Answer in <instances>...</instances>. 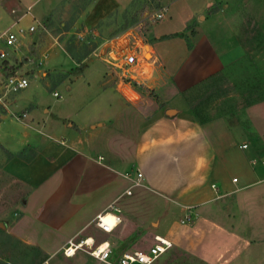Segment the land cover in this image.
Listing matches in <instances>:
<instances>
[{
	"label": "rangeland",
	"instance_id": "1",
	"mask_svg": "<svg viewBox=\"0 0 264 264\" xmlns=\"http://www.w3.org/2000/svg\"><path fill=\"white\" fill-rule=\"evenodd\" d=\"M6 1L13 20L22 14L23 6L30 4L25 16L16 20L13 31L17 27L26 29L30 25L35 28L19 38L18 47L14 49L18 57L14 55L13 47L0 42V49L14 60L11 66L1 70L0 79L4 75L17 73L27 76L29 81L26 88L15 93H4L0 87V94H4L0 100V118L8 110L10 120L16 119L14 114L22 111L12 108L21 107L30 100L35 101L34 93L41 98L40 112L44 114V108L50 109L60 114L63 121L72 118L81 123L80 119L85 117L92 119V122H100L105 114H110L100 104L104 94L108 97L119 96L126 104L121 108L132 110V107H127L132 105L137 111L141 109V112L151 114L157 103L145 93L133 88L137 96L124 87L132 86L131 81L95 55L100 52L101 44L113 34L125 30L142 36L148 42L160 40L159 34L181 30V14L199 6L203 8L207 5L200 12L203 15L220 10V17L224 20L230 16L234 32L244 47L243 56L195 86L185 94V98L195 119L203 123L214 121L217 127L232 134L231 137L225 134V140H229L227 153L220 145L223 143H218L219 157L223 161L227 157V170L219 171V167L216 168L219 171L217 177L224 175L219 179L220 184L223 183L221 190L247 182L251 184L235 193L217 194L216 197H213L216 193L207 187L203 194L186 200L189 206H185L189 209L180 206L182 200H170L144 185L133 186L130 195H123L117 201L122 221L115 234L119 245L125 246L123 249H145L151 244L154 234L168 237L172 242L171 247L153 264H264V259L261 263L256 260L257 257L264 258V172L259 168L264 165V0H22V7L17 0ZM39 9L42 14H39ZM225 11L228 17L223 15ZM158 12H163L162 18L156 17ZM38 15L37 23L32 16ZM46 16L49 18L43 24ZM125 22L130 24L122 29ZM192 24L195 25L193 19L187 22L189 28L184 29V38L192 35ZM5 25L2 23L0 27ZM65 25H69L66 31L63 30ZM205 25L204 28L209 29ZM153 33L158 36L157 39L151 38ZM188 41L190 43V38ZM188 41L185 40V45H188ZM173 42L177 44L179 39ZM164 44L156 45L160 57L164 55L163 59L169 62L178 59ZM176 50L177 53L182 51L180 47ZM158 63L156 60L155 69L152 66L150 69L144 62L142 69H154L156 76V69L160 68ZM37 67L45 74L41 75L39 71L34 76L33 71ZM53 91H57L58 96H53ZM190 106L195 110H191ZM1 110H4V114ZM121 116L119 149L120 155L129 158L125 166L116 168L108 185L95 186L93 191L86 188L94 185L78 186V194H72L71 198L79 203L86 200L90 208L110 201L108 187L120 193L130 186L131 180L124 176L125 173L135 175L136 166L128 150V140L136 137L140 123L127 113L121 112ZM16 124L13 122L14 127H11L20 133L23 126L16 128ZM115 139L116 136L112 140ZM243 140L249 146L241 150L238 144ZM116 141L119 142V138ZM24 151L26 155L31 152ZM5 157L6 153L0 147V161ZM246 158L250 159L252 165ZM252 159L257 162L252 163ZM167 166L169 168L170 164ZM174 166L171 163V168ZM172 172L175 176L171 175ZM166 174L175 181L177 168L168 169ZM233 176H236L237 182H230ZM185 213L189 214L187 219H184ZM77 216V220L81 219L80 213ZM92 231L99 237L102 235L91 223L81 236L92 234ZM249 237L254 239L246 245ZM258 241L262 245L255 246ZM249 255H253L251 259ZM62 258L61 253L57 254L51 259V264ZM71 259L78 264H105L82 250H78Z\"/></svg>",
	"mask_w": 264,
	"mask_h": 264
},
{
	"label": "crops",
	"instance_id": "2",
	"mask_svg": "<svg viewBox=\"0 0 264 264\" xmlns=\"http://www.w3.org/2000/svg\"><path fill=\"white\" fill-rule=\"evenodd\" d=\"M17 1L21 6L22 0ZM6 2L2 0L0 3V24L6 23L0 27V34L6 29L13 30L16 20L23 18L26 9L30 8V4L23 6L24 11L21 6L22 14L13 20ZM206 7L199 6L184 12L181 14V30L167 31L158 36L172 33L181 35L154 42L146 41L152 51L151 56L159 61L160 68L156 69V76L155 65L154 69L146 73L135 69L133 75L138 79L137 84L142 83L154 90L161 99L162 105L155 101L157 106L151 114L141 112V109L137 111L132 105H127L132 110L121 108V105L126 104L119 96L108 97L106 94L100 104L110 114H105L99 123L85 117L80 119L81 123L72 118L63 121L60 114L47 108L43 109V114L39 110L41 98L35 93V101L30 100L21 107L12 108L25 113L18 121L8 119L11 113L7 110L4 114L3 110L4 115L0 118V147L6 157L0 161V264H51V259L59 253L64 258L52 264H78L71 259L76 253L64 256L62 247L69 238L81 236L82 231L91 225L94 216L114 199L126 195L124 191L129 187L126 186L120 193L108 187L110 201L94 208H90L86 200L79 203L77 199L71 198L72 194H78V186L94 185L90 189L86 188L93 191L95 186L108 185L116 168L125 166L129 158L120 155L119 149L123 122L121 112L136 117L140 123L136 137L128 140V150L136 166L135 172L140 171L142 174L141 185L145 188L163 194L170 200H182L180 206H189L186 200L196 194H203L207 187L216 193L213 196L216 197L217 194L235 193L251 184L247 182L221 190L223 183L220 184L219 179L224 175L219 173L220 177L222 175L219 178L217 172L227 170V157L226 161L219 157L218 143H223L220 145L224 146L227 153L229 140H225V134L230 137L232 134L217 127L214 121L203 123L195 119L186 103L187 92L220 73L244 54L243 44L234 32L227 11L223 15L229 17L224 20L220 17V10L211 11L209 15L201 14ZM39 14H42L41 9ZM32 19L38 22L39 15L32 16ZM191 19L195 20V25L194 32L188 37V46L185 45L184 29ZM205 24L209 29L204 28ZM158 36L153 33L151 38L157 39ZM178 39L177 44L173 42ZM161 43H165L168 51H172V55L176 54L178 59L169 62L163 59L164 55L160 57L156 45ZM17 47H13L16 57L18 54L14 49ZM177 47L181 48L180 53H177ZM12 61L7 53V58L0 61V76L1 70L11 66ZM39 71V67L35 68L33 75ZM40 73L45 74L43 70ZM124 87L138 96L132 86ZM13 122H17L16 128L23 126L20 133L11 127H14ZM115 136L119 142L112 140ZM243 142L247 143V149L248 142ZM24 150L31 152L26 155ZM171 163L177 168L175 181L166 174L168 169L174 168H171ZM218 167L219 171L216 170ZM259 168L264 172L263 164ZM171 175L175 176L173 172ZM232 178L230 182H234ZM213 183L216 189L211 187ZM79 213L81 219L77 220ZM115 230L112 234L120 250L125 246L119 245ZM90 235L97 237L95 231L82 236ZM253 239L247 238L245 244L249 245ZM258 245H262L260 241L255 244ZM252 256L249 255V258ZM257 258L258 263L264 259L262 256Z\"/></svg>",
	"mask_w": 264,
	"mask_h": 264
},
{
	"label": "built area",
	"instance_id": "3",
	"mask_svg": "<svg viewBox=\"0 0 264 264\" xmlns=\"http://www.w3.org/2000/svg\"><path fill=\"white\" fill-rule=\"evenodd\" d=\"M162 14L163 12H158L156 13V17L162 18ZM34 29V25H30L26 29L17 27L16 31L6 29L0 34V39L8 47H17L19 38ZM101 45L102 48L100 52L95 55L100 57L103 62L109 64L112 68L119 71L120 74L128 78L129 81L139 83L136 76L133 75V71L137 69L141 73L147 72V70L145 71L142 69L144 62L148 64L150 69L154 67L156 59L151 56L152 51L149 50L144 38L129 30H125L106 39ZM6 58L7 52L0 49V61ZM28 83L27 76L17 73L4 75L0 79V87L4 89V93L18 92L26 88ZM52 94L53 96H58L57 91H53ZM3 95L4 94H0V100H2ZM23 116H25V113L14 114L17 120L21 119ZM239 147L245 149L247 143L243 142ZM256 162V159H252V163ZM124 176L131 180L130 186L124 191L126 195H130L131 187L141 185L142 174L140 171H136L134 176H131L129 173H125ZM236 180V177L232 178V181L235 182ZM211 187L215 189V184H211ZM118 200V198L114 199L103 211L98 212L92 220L94 227L102 234L100 237L92 235L71 237L62 247V254L64 256H73L78 250H82L105 264H153L159 256L164 254L171 247L172 242L169 238L160 234H154L151 244L145 249L134 248L118 250L117 240L112 234L122 221L119 214L121 208L117 204ZM186 209H189V207H186ZM108 216L111 218L110 220L107 219ZM188 216L189 214L185 213L184 219H187Z\"/></svg>",
	"mask_w": 264,
	"mask_h": 264
},
{
	"label": "trees",
	"instance_id": "4",
	"mask_svg": "<svg viewBox=\"0 0 264 264\" xmlns=\"http://www.w3.org/2000/svg\"><path fill=\"white\" fill-rule=\"evenodd\" d=\"M48 18H49V16H46V17L43 18V20H42L43 24H46ZM129 24H130V22H125V24L122 26V29H125L126 27H128ZM193 26H194V24H192V26L190 27V28H191V33L194 32V30H193ZM187 28H189L188 25L186 26V29H187ZM68 29H69V25H65V26L63 27V30H65V31L68 30ZM113 35H114V34H113ZM113 35H112V36H113ZM176 35H181V33H172V34L162 35V36H160V39L167 38V37H172V36H176ZM186 40H187V41L189 40V38H188L187 36H186ZM188 46H190L189 41H188ZM131 84H132V86H133V88H134L135 90H137V91L140 92V93H145V94H147V95H148L149 97H151L154 101H156L159 105H162V103H161V99H160L159 95H158L154 90L148 88L147 86H144V85H141V84H137V83L134 82V81H131ZM1 108H2V107L0 106V109H1ZM190 109L193 110V111L195 110V109H193L191 106H190ZM1 112H3V110H1ZM8 155L10 156L11 154H8Z\"/></svg>",
	"mask_w": 264,
	"mask_h": 264
},
{
	"label": "bare ground",
	"instance_id": "5",
	"mask_svg": "<svg viewBox=\"0 0 264 264\" xmlns=\"http://www.w3.org/2000/svg\"><path fill=\"white\" fill-rule=\"evenodd\" d=\"M107 219L110 220L111 218L108 216Z\"/></svg>",
	"mask_w": 264,
	"mask_h": 264
}]
</instances>
